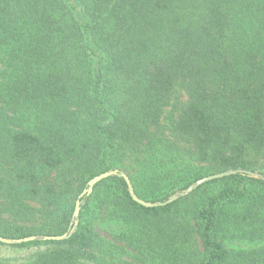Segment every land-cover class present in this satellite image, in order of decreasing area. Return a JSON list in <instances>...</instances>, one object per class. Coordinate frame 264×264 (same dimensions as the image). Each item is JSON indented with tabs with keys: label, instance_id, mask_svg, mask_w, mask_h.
<instances>
[{
	"label": "trees",
	"instance_id": "obj_1",
	"mask_svg": "<svg viewBox=\"0 0 264 264\" xmlns=\"http://www.w3.org/2000/svg\"><path fill=\"white\" fill-rule=\"evenodd\" d=\"M113 169L149 202L264 175V0H0V235L68 234L13 244L47 245L21 264L101 262L102 211L142 242L178 205L202 251L167 264H264V180L246 173L159 207L108 177L69 234Z\"/></svg>",
	"mask_w": 264,
	"mask_h": 264
},
{
	"label": "rangeland",
	"instance_id": "obj_2",
	"mask_svg": "<svg viewBox=\"0 0 264 264\" xmlns=\"http://www.w3.org/2000/svg\"><path fill=\"white\" fill-rule=\"evenodd\" d=\"M194 197H197V194ZM120 216L123 217V213L107 209L92 220L91 223L103 243L101 253L103 261L94 264H120L122 262L129 264H167L170 260L167 258L174 259L177 251L182 249L188 253L194 252L197 257L201 254L200 240L197 233L192 229L193 221L189 213L183 210L182 205L173 208L170 213L160 214L156 218H147L150 222L147 224L156 227L154 234H157L159 239L149 236L150 232L145 225L148 236H145L142 242L137 241V231L142 227L141 223L131 220L125 222L123 218L120 219ZM183 228L187 230V242H183L182 236L185 235L182 233ZM226 244L233 248L248 247L246 242L238 244V242L232 241L226 242ZM170 245L172 248L168 249L167 247ZM149 246H153V248L150 249ZM45 249H47V245L44 244L16 247L0 243V262L21 264L29 261Z\"/></svg>",
	"mask_w": 264,
	"mask_h": 264
},
{
	"label": "water",
	"instance_id": "obj_3",
	"mask_svg": "<svg viewBox=\"0 0 264 264\" xmlns=\"http://www.w3.org/2000/svg\"><path fill=\"white\" fill-rule=\"evenodd\" d=\"M235 173H246L252 177L264 180V175H262L258 172H253V171L244 170V169L226 170L223 172H219V173H215V174H211V175L202 177V178L194 181L183 191H179V192H176V193H173L172 195H170L165 201L149 202V201L143 200L142 198L137 196V194L134 192V189L131 185L129 177L126 175L125 172L118 170V169H113V170H108V171L102 172V173L92 177L87 182L86 187L83 189V191L79 195V198L77 199V201L75 203V209H74V213H73L74 226L71 229H69V234L73 232V230L75 229L77 222H78V214H79V209H80L81 197H83L84 195H87V196L90 195L94 189V186L98 182H100V181H102L108 177H111V176L122 177L126 182L127 190H128L130 197L136 203H138L144 207H159V206H164L166 204L172 203L180 197H184V196L189 195L191 192H193L196 188L203 185L204 183H207V182L212 181L214 179L223 178L225 176H229V175H232ZM67 235H68L67 233H64L62 235H56V236L32 235V236H27L24 238H6V237H3L0 235V243L7 244V245H13V244H20L23 242H29V241H33V240H62V239H65L67 237Z\"/></svg>",
	"mask_w": 264,
	"mask_h": 264
}]
</instances>
